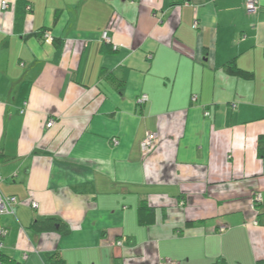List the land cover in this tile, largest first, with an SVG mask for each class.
Instances as JSON below:
<instances>
[{
	"label": "crops",
	"instance_id": "crops-1",
	"mask_svg": "<svg viewBox=\"0 0 264 264\" xmlns=\"http://www.w3.org/2000/svg\"><path fill=\"white\" fill-rule=\"evenodd\" d=\"M259 4L249 15L245 0H0V191L18 200L0 217L3 254L264 264ZM232 60L255 78L229 75ZM148 133L158 139L143 152ZM143 202L155 210L144 227ZM51 218L70 234L33 230Z\"/></svg>",
	"mask_w": 264,
	"mask_h": 264
},
{
	"label": "trees",
	"instance_id": "trees-1",
	"mask_svg": "<svg viewBox=\"0 0 264 264\" xmlns=\"http://www.w3.org/2000/svg\"><path fill=\"white\" fill-rule=\"evenodd\" d=\"M260 10V9H259ZM55 41V40H54ZM224 70L231 76L244 80H253L255 74L252 71L244 70L238 67L235 60L228 62L224 66ZM258 157L264 159V137L259 138ZM138 222L140 226H150L155 222V210L146 203H141L138 208ZM32 228L37 233L44 232H56L61 237L68 236L70 234L69 227L58 219H46L44 221H37L32 225ZM0 264H21L14 259H11L0 253ZM47 264H65V261L58 259L57 255L48 257ZM214 264H227L224 259L216 261Z\"/></svg>",
	"mask_w": 264,
	"mask_h": 264
},
{
	"label": "built area",
	"instance_id": "built-area-1",
	"mask_svg": "<svg viewBox=\"0 0 264 264\" xmlns=\"http://www.w3.org/2000/svg\"><path fill=\"white\" fill-rule=\"evenodd\" d=\"M246 2V9L249 15H255L259 12L260 9V4H259V0H245ZM8 7V3L6 1L3 2L2 4V8L6 9ZM194 28L197 29L198 28V23L196 22L194 24ZM44 38L47 39L49 42H53L55 40L53 34L51 32L45 31L44 33ZM102 40L104 43L106 44H112V40L110 39L109 35H108V31H105L102 34ZM115 48H118L117 46L114 45ZM148 100V96L144 95L140 98L139 103H145ZM193 101H197V97L194 96L193 97ZM209 115V114H207ZM55 121L51 120L48 122L47 127L51 128L55 125ZM157 135L154 133H148L146 135L145 140L141 143V150L143 152H147L150 148H152L156 142H157ZM1 183V180H0ZM263 203V199L262 196L260 194H257L254 196L253 198V208L258 207L260 204ZM18 204V200L15 196H4L1 191H0V217L2 215H12L14 214V209ZM32 208L33 209H37L38 208V204L37 203H33L32 204ZM8 236V229L2 224L0 223V253L3 252L4 250V246H5V239ZM118 246H123V242L122 241H118L117 242ZM160 264H176L172 261L169 260H163Z\"/></svg>",
	"mask_w": 264,
	"mask_h": 264
}]
</instances>
